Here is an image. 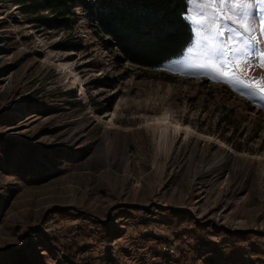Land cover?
I'll use <instances>...</instances> for the list:
<instances>
[{
    "label": "rangeland",
    "instance_id": "1",
    "mask_svg": "<svg viewBox=\"0 0 264 264\" xmlns=\"http://www.w3.org/2000/svg\"><path fill=\"white\" fill-rule=\"evenodd\" d=\"M76 1L51 28L0 0V264H264L261 102L126 59Z\"/></svg>",
    "mask_w": 264,
    "mask_h": 264
},
{
    "label": "snow or ice",
    "instance_id": "2",
    "mask_svg": "<svg viewBox=\"0 0 264 264\" xmlns=\"http://www.w3.org/2000/svg\"><path fill=\"white\" fill-rule=\"evenodd\" d=\"M185 3L191 39L170 64L182 74L221 81L264 107V0Z\"/></svg>",
    "mask_w": 264,
    "mask_h": 264
},
{
    "label": "trees",
    "instance_id": "3",
    "mask_svg": "<svg viewBox=\"0 0 264 264\" xmlns=\"http://www.w3.org/2000/svg\"><path fill=\"white\" fill-rule=\"evenodd\" d=\"M36 4L34 13L51 12L45 25L71 26L68 15L76 0H20ZM185 0H94L86 4L92 20L110 35L126 59L147 67L160 68L180 56L189 43V24L182 17Z\"/></svg>",
    "mask_w": 264,
    "mask_h": 264
},
{
    "label": "bare ground",
    "instance_id": "4",
    "mask_svg": "<svg viewBox=\"0 0 264 264\" xmlns=\"http://www.w3.org/2000/svg\"><path fill=\"white\" fill-rule=\"evenodd\" d=\"M77 78H78V76H77L76 74H74V76H73L74 81H76ZM83 89H84V88H83ZM83 89H82V94L85 93ZM165 120H166V119H165ZM165 129H166V128H165ZM165 131H166V130H164V132H165Z\"/></svg>",
    "mask_w": 264,
    "mask_h": 264
}]
</instances>
